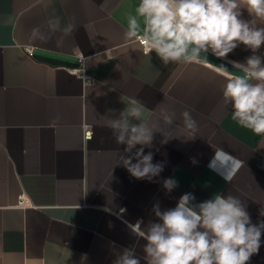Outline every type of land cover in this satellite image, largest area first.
<instances>
[{
  "label": "crops",
  "instance_id": "1",
  "mask_svg": "<svg viewBox=\"0 0 264 264\" xmlns=\"http://www.w3.org/2000/svg\"><path fill=\"white\" fill-rule=\"evenodd\" d=\"M138 3L0 0V264H113L132 246L142 257L146 242L130 226L158 222L154 204L174 208L185 192L194 203L232 194L253 224L264 221V136L233 120L222 98L238 71L231 62L252 52L241 44L226 58L209 52L202 63L165 65L125 38ZM54 17L75 29L51 32ZM35 28L50 38L33 37ZM257 54L264 57V45ZM129 98L153 110V120L161 107L176 113L144 149L164 164L152 181L119 164L125 145L115 143L110 124ZM185 110L194 133L183 127ZM217 149L243 162L230 180L231 162L210 167ZM167 178L178 181L171 193L162 187ZM249 264H264V233Z\"/></svg>",
  "mask_w": 264,
  "mask_h": 264
},
{
  "label": "clouds",
  "instance_id": "2",
  "mask_svg": "<svg viewBox=\"0 0 264 264\" xmlns=\"http://www.w3.org/2000/svg\"><path fill=\"white\" fill-rule=\"evenodd\" d=\"M242 9L251 19L242 18ZM257 20H264V0H139L135 14L127 18L125 38L138 41L148 54L155 52L165 65L202 63L209 52L226 58L244 45L252 55L243 63L231 62L238 71L226 80L222 98L231 107L233 120L256 136H264V57L257 54L264 45V27H257ZM48 25L51 32L62 30L65 35L75 29L73 23L61 29L59 17L50 19ZM32 34L50 38L39 28ZM124 103L126 107L110 124L115 143L125 145L123 154L118 151L119 164L135 179L152 181L164 164L153 163V153L145 154L144 149L152 147L154 133L163 136L161 125H174L176 113L161 107L153 120V110L139 100L129 98ZM180 116L183 127L194 133L198 126L191 111ZM225 160L231 162L225 175L230 180L243 162L217 149L210 167L215 169L214 163ZM192 163L198 161L193 158ZM162 187L171 193L178 181L164 179ZM195 199L185 192L174 208L161 210L159 203L154 204L152 212L158 222L141 227L139 220L130 226L146 242L144 255H137L136 246L123 248L115 253L113 264H141V260L145 264H249L261 247L264 221L253 224L245 203L232 194L217 193L200 203H194Z\"/></svg>",
  "mask_w": 264,
  "mask_h": 264
},
{
  "label": "built area",
  "instance_id": "3",
  "mask_svg": "<svg viewBox=\"0 0 264 264\" xmlns=\"http://www.w3.org/2000/svg\"><path fill=\"white\" fill-rule=\"evenodd\" d=\"M142 47H143V45H142ZM143 50L147 51L144 47H143ZM79 72L83 74V70H79Z\"/></svg>",
  "mask_w": 264,
  "mask_h": 264
}]
</instances>
